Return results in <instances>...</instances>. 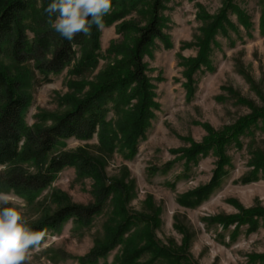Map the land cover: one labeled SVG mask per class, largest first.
<instances>
[{"label":"rangeland","instance_id":"obj_1","mask_svg":"<svg viewBox=\"0 0 264 264\" xmlns=\"http://www.w3.org/2000/svg\"><path fill=\"white\" fill-rule=\"evenodd\" d=\"M113 1L104 28L92 26L49 82L35 62L0 57L29 99L31 128L54 125L107 83L116 92L101 135L63 140L51 156L75 154L83 173L67 165L25 196L0 170V192L20 198L30 225L67 204L95 205L106 187L93 223L47 230L29 264H264V0ZM50 2L26 16L48 55L60 38ZM154 18L163 38L143 56L142 90L131 51Z\"/></svg>","mask_w":264,"mask_h":264},{"label":"trees","instance_id":"obj_2","mask_svg":"<svg viewBox=\"0 0 264 264\" xmlns=\"http://www.w3.org/2000/svg\"><path fill=\"white\" fill-rule=\"evenodd\" d=\"M37 3L38 0H0V57L11 58L19 64L35 62L44 82H49L51 75L59 74L71 65L76 58V48L86 45L88 35H77L74 41H67L60 36L53 52L48 55L42 40H34L27 33L28 30H34V24H29L26 16ZM112 3L115 4V1ZM162 38L163 32L154 18L141 30L131 51L133 71L129 77L140 84L142 90L146 82L143 56L155 39ZM205 55L204 52L203 59ZM19 90L20 83L11 80L0 67V165H6L5 185L18 194L33 196L48 187L55 174L67 165H77L79 172L83 173L87 166L75 154L51 156L63 140H91L95 135H101L116 92L113 85L107 83L77 101L75 108L59 117L54 125L31 128L25 121L29 99ZM138 121L142 123V116L137 119V124ZM29 162L41 165L42 169L36 174H28L19 165ZM105 188L95 205L67 204L43 221L30 226L33 230L46 233L47 230H59L68 220L78 226L90 225L104 209Z\"/></svg>","mask_w":264,"mask_h":264},{"label":"clouds","instance_id":"obj_3","mask_svg":"<svg viewBox=\"0 0 264 264\" xmlns=\"http://www.w3.org/2000/svg\"><path fill=\"white\" fill-rule=\"evenodd\" d=\"M112 10V0H51L45 11L55 32L67 41L77 35L87 36L95 25L103 29L104 17ZM6 165H0L4 170ZM10 193L0 192V264H29L45 238L44 231L30 226L23 209L25 204Z\"/></svg>","mask_w":264,"mask_h":264}]
</instances>
